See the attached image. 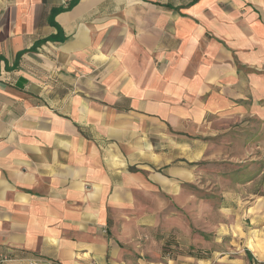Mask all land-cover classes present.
Returning <instances> with one entry per match:
<instances>
[{"label":"crops","instance_id":"crops-1","mask_svg":"<svg viewBox=\"0 0 264 264\" xmlns=\"http://www.w3.org/2000/svg\"><path fill=\"white\" fill-rule=\"evenodd\" d=\"M262 101L264 0H0V264H118L147 177Z\"/></svg>","mask_w":264,"mask_h":264},{"label":"rangeland","instance_id":"rangeland-1","mask_svg":"<svg viewBox=\"0 0 264 264\" xmlns=\"http://www.w3.org/2000/svg\"><path fill=\"white\" fill-rule=\"evenodd\" d=\"M263 109L215 122L197 160L147 177L146 190L132 195L130 225L118 212L104 233L122 251L116 263L264 264Z\"/></svg>","mask_w":264,"mask_h":264},{"label":"bare ground","instance_id":"bare-ground-1","mask_svg":"<svg viewBox=\"0 0 264 264\" xmlns=\"http://www.w3.org/2000/svg\"><path fill=\"white\" fill-rule=\"evenodd\" d=\"M251 249L253 250V245H251Z\"/></svg>","mask_w":264,"mask_h":264},{"label":"trees","instance_id":"trees-1","mask_svg":"<svg viewBox=\"0 0 264 264\" xmlns=\"http://www.w3.org/2000/svg\"><path fill=\"white\" fill-rule=\"evenodd\" d=\"M248 257H250L249 253H248Z\"/></svg>","mask_w":264,"mask_h":264}]
</instances>
